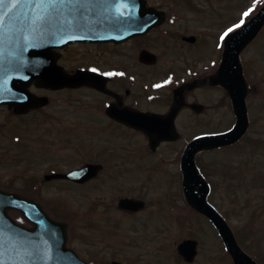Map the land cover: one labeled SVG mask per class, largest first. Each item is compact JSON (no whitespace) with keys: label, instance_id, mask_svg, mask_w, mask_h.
Instances as JSON below:
<instances>
[{"label":"flooded vegetation","instance_id":"1","mask_svg":"<svg viewBox=\"0 0 264 264\" xmlns=\"http://www.w3.org/2000/svg\"><path fill=\"white\" fill-rule=\"evenodd\" d=\"M237 5L230 9L233 13L228 14L225 10L220 13L214 7V0L127 2L118 6L120 17L90 21L79 29V38L51 49L48 61L53 69L57 68L54 74L60 77L81 72V81L62 87H44L34 80L27 86L34 95L46 96L44 104L23 114L16 113L7 104L0 106V110L5 109L11 116L20 118L42 111L50 104L57 108L53 113L56 118L53 127L42 128L35 141L26 126L25 129L24 126L23 129L11 126L0 129V138L5 136L23 149L22 160L45 161L42 179L36 181L29 177L27 190L38 193L43 182L49 181H64L78 188L105 187L112 190V195L110 201L103 202V210L112 209L119 212L118 216L135 217L151 207V213L162 215V221H167L168 225L180 223V220L185 226L190 225L197 213L189 207L183 195L180 161L189 138L181 141L184 136L181 129L219 126L217 89L223 88L213 83L211 76L215 75L222 58L225 32L230 25L241 23ZM78 132L86 138L104 135L109 145L118 139L123 142L112 147L89 144L84 149L76 144ZM212 132L215 131L202 129L193 137ZM55 138L64 141L68 150L62 145L57 147ZM34 145L36 151L32 150ZM81 150H88V153ZM168 151L172 152V157L161 154L166 155ZM80 152L87 156V160L81 164H69L70 159ZM18 159L10 148L0 149V164ZM59 160L65 163L57 165ZM85 163L95 165L86 181L49 178L50 174L70 172ZM167 165L178 173L174 178L177 193L167 194L170 188L159 181L163 186L161 193L149 195L146 186L157 190L158 179L144 176L151 167ZM28 167L27 164L24 169L12 173L25 172ZM116 172L129 174L134 181L137 180L135 186H124L113 180ZM134 172L138 177H132ZM160 200L164 201L163 205H159ZM98 205L93 203L83 217L90 221L88 217L93 212L94 221ZM115 217L106 211L97 214L96 228L102 226L101 220L103 223L113 222V226L105 230H117L121 223ZM192 238L184 236L178 240L175 251L172 249L173 264H196L198 253L188 261L177 250L181 241ZM87 260L91 264L99 262L97 257ZM112 261L117 260H110L108 264Z\"/></svg>","mask_w":264,"mask_h":264},{"label":"rangeland","instance_id":"2","mask_svg":"<svg viewBox=\"0 0 264 264\" xmlns=\"http://www.w3.org/2000/svg\"><path fill=\"white\" fill-rule=\"evenodd\" d=\"M202 3L206 5L204 2ZM263 3L264 0H214V7L220 13L225 10V13L229 14L233 13L230 9L236 4L241 12V21L244 22ZM246 12L247 16L244 15ZM241 62L249 87V92L245 97L248 119H250L248 131L234 145L198 152L196 164L211 185L207 195L209 203L225 217L241 248L258 260L260 264H264V28L258 38L241 53ZM217 98L219 99L217 116L220 120L218 128L212 125L197 128L183 127L181 133L184 136L181 141L202 129L222 131L234 123L230 99L227 98L224 90L217 89ZM56 110V106L50 104L42 111H35L33 114L20 118L11 116L7 110L2 109L0 110V129L5 126L14 128L24 126L25 129L26 126L28 134L32 136V141H35L36 135L42 131V128L53 127L52 125L56 121L53 113ZM80 136L85 138L80 139ZM55 139L57 147L62 145L67 149L64 141ZM76 139L78 147L82 145L84 149L89 144L112 147L123 142L118 139L119 141L114 140L109 145L104 135L101 138L98 136L86 138L79 132L76 133ZM6 147L13 151L15 157L19 156V159L13 162L8 160L0 164V186L6 188L10 186L14 188L13 190H19L27 196L33 197L44 206L48 214L58 220L65 221L68 227V245L75 248L83 259L92 261L97 257L99 262L96 264H108L110 260H120L124 264H173L172 249L175 251L178 240L184 236H192L198 241L196 264H233L216 228L209 220L200 215H196L197 219L194 217L191 224L186 226L181 223V220L180 223H169L171 225H168L167 221L164 223L161 219L162 215L151 213L153 210L151 207L135 217L118 216L119 212L112 209L103 210V202L110 201L109 196L112 195V190L109 188L91 189L90 186H82L79 189L77 185L64 181H49V183L42 181L43 184L39 192L31 191L32 193H30L27 190L29 177L36 181L41 180L45 172V161L22 160L24 159L23 149L14 145L9 138L4 136L0 138V149ZM32 150L36 151V146ZM81 152L76 153L68 163L81 164L87 160V156L82 153H88V150ZM161 154L165 157H172L170 151L166 155ZM45 158H48V155ZM56 163L62 165L65 162L59 160ZM27 164L29 165L27 171L21 170L17 174L12 173L16 169H24L23 167ZM156 167H151L144 176L148 179H158L157 190L146 186L148 194L161 193L160 190L163 186L159 181H163L170 188L167 194H176L177 187L174 179L178 174L176 170L170 165ZM155 169H157L156 172ZM129 176L124 172H116L112 179H116L119 184L124 186L128 184L135 186L137 180L134 181ZM132 177H138V174L136 173ZM95 202L99 203L95 209L96 219L93 221L92 212V216L88 217L90 221H88L83 217V214ZM163 203L164 201L160 200L159 205H163ZM104 211L110 216L116 215L115 218H118L117 221L121 223L120 227H117L118 231L116 228H114L115 231L109 230V228L105 230L107 227H112L113 222H104L106 223L104 224L101 220L102 226L96 228L97 214H102ZM156 212L162 213L159 210ZM9 213L16 222L30 226L19 212L10 211ZM147 221L148 224H146ZM161 224H163L162 228Z\"/></svg>","mask_w":264,"mask_h":264},{"label":"water","instance_id":"3","mask_svg":"<svg viewBox=\"0 0 264 264\" xmlns=\"http://www.w3.org/2000/svg\"><path fill=\"white\" fill-rule=\"evenodd\" d=\"M133 1L138 0H78L75 4L65 0L64 3L46 5H37L34 0H3L0 3V105L8 103L16 112H25L44 104L46 97L34 96L26 86L34 79L38 85L50 87L80 82L81 72L57 77L58 74H54L57 68L53 69L49 64L48 52L54 46L79 38V29L90 21L120 17L117 7ZM45 8L50 15L42 20L40 17L45 14ZM88 17L91 18L86 19ZM263 25L264 5L246 23L228 33L222 61L216 74L211 76L212 82L225 88L231 98L235 124L226 132L190 140L181 160L185 197L213 222L234 264L259 263L239 246L224 217L207 202L209 185L198 171L194 158L198 150L230 145L247 131L249 119L245 96L249 88L242 75L238 53L255 38ZM92 167L87 164L68 174L54 176L83 181L91 175ZM9 209L19 210L34 226L28 228L17 224L7 214ZM65 244L63 222L50 218L34 200L0 189V264H88ZM195 244L193 240L183 241L178 250L191 260L196 252Z\"/></svg>","mask_w":264,"mask_h":264},{"label":"snow or ice","instance_id":"4","mask_svg":"<svg viewBox=\"0 0 264 264\" xmlns=\"http://www.w3.org/2000/svg\"><path fill=\"white\" fill-rule=\"evenodd\" d=\"M34 2H35L37 5H46V4H55V3H57V2L64 3L65 0H34ZM66 2L69 3V4H75V3L78 2V0H66ZM0 3H3V0H0ZM44 13H45V14L42 15V16L40 17L42 20L46 19L47 16L50 15V12L48 11L47 8L44 9ZM244 15L247 16L248 13L246 12ZM241 23H243V21H241ZM236 27L238 28V27H240V25L238 24V25H236ZM232 30H233V29H229L228 32H231ZM227 34H228V33L226 32L224 35L226 36ZM70 38H71V37H70ZM222 38H223V37H222ZM93 71H95V70H93Z\"/></svg>","mask_w":264,"mask_h":264}]
</instances>
